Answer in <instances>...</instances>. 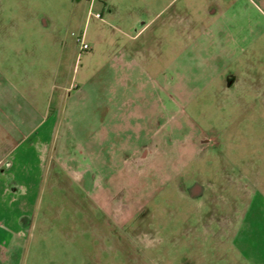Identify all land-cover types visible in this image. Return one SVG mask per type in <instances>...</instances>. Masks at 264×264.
<instances>
[{"label": "rangeland", "instance_id": "1", "mask_svg": "<svg viewBox=\"0 0 264 264\" xmlns=\"http://www.w3.org/2000/svg\"><path fill=\"white\" fill-rule=\"evenodd\" d=\"M0 27L44 44L76 88L79 134L106 107L105 161L90 182L76 161L44 189L41 252L24 264H180L182 252L264 247L259 210L240 204L264 187V0H0Z\"/></svg>", "mask_w": 264, "mask_h": 264}, {"label": "crops", "instance_id": "2", "mask_svg": "<svg viewBox=\"0 0 264 264\" xmlns=\"http://www.w3.org/2000/svg\"><path fill=\"white\" fill-rule=\"evenodd\" d=\"M10 31L0 27V264H24L29 252H41L35 232L44 189L53 194L64 186V178L73 176L76 161L82 163L74 172L78 180L85 182L87 177L90 182L96 173L92 162L105 161L107 135L101 113L106 107L99 102L91 111L99 120L92 126L86 122L79 134L78 126L67 117L75 86L60 77L58 64L53 69L50 53L44 58V44L11 35L4 39ZM81 92L85 104L77 105V112L87 109V94ZM134 157L143 164L150 152L138 149ZM198 189L205 194L203 185ZM240 204L244 216L258 209L259 224L264 227L263 186L246 187ZM180 258V264H264V247L249 252H182Z\"/></svg>", "mask_w": 264, "mask_h": 264}, {"label": "built area", "instance_id": "3", "mask_svg": "<svg viewBox=\"0 0 264 264\" xmlns=\"http://www.w3.org/2000/svg\"><path fill=\"white\" fill-rule=\"evenodd\" d=\"M78 43L80 45V50L81 52H85V51H89L91 50V47L89 46V44L85 41V36H81L78 38Z\"/></svg>", "mask_w": 264, "mask_h": 264}]
</instances>
